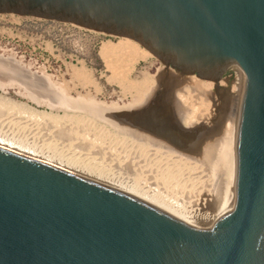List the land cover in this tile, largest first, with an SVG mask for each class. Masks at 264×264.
Here are the masks:
<instances>
[{
  "label": "water",
  "instance_id": "1",
  "mask_svg": "<svg viewBox=\"0 0 264 264\" xmlns=\"http://www.w3.org/2000/svg\"><path fill=\"white\" fill-rule=\"evenodd\" d=\"M0 15L132 40L180 76L243 75L234 195L219 217L185 223L0 146V264H264V0H0Z\"/></svg>",
  "mask_w": 264,
  "mask_h": 264
},
{
  "label": "rangeland",
  "instance_id": "2",
  "mask_svg": "<svg viewBox=\"0 0 264 264\" xmlns=\"http://www.w3.org/2000/svg\"><path fill=\"white\" fill-rule=\"evenodd\" d=\"M120 40H121L120 38L98 34L68 24L37 20L34 18L21 17L16 15H0V83L2 84V85L0 84V99L2 97L1 100L4 101L6 100V102L14 104L16 108L15 114L19 111L20 113H22L23 110L32 111V112L36 111L39 113L44 112L45 114H49L51 112L52 114L50 113V115H56V116L62 115L63 111H65L64 113L67 112V114L70 113L79 114L93 120V122L95 121V123L97 122L96 124L97 125L100 124L99 126L104 125L103 127L106 130L108 129L111 132L113 131L115 133H119V135L122 136H126L127 134V137L133 139H135L137 136L136 139H138V141L140 142L143 141L146 143H150V142L152 143L153 141L154 143L152 144H156L154 134L157 132L158 129H166L173 132L177 131L176 133H178L179 136H181L182 130L184 129V131L186 130L183 133L184 137H186V139L192 138L191 140H189V147L195 151H198L196 155L187 156V157H189L190 159L193 158L194 160L201 161L199 162L200 166L201 167L203 166V168L205 167L203 171L206 173V175L208 176L211 175L209 178L211 179L210 180L211 182L213 181L211 183L213 185L210 189H211V193L212 192L214 193V194L212 193V200H214L213 197H215V200L217 198L218 201L221 198L220 197L222 191L221 186L224 185V184L222 185V182H224L223 179L224 174L222 173V166L220 165L223 164V158H226V156L228 155L227 144L229 138H227L228 136L224 138V136L227 135V133H225L226 131H224L226 130L224 124L227 121L228 114H230L231 112L230 107L232 108L233 105V104L230 105L231 96L233 95L232 88L237 78L235 70L232 67L233 65L229 66L226 69L224 75L217 83L212 82L213 85L211 88H209L208 90L207 88L203 89V92L206 93L204 91L206 90L207 93L210 94V96L208 95L204 96L199 91L198 92H194L192 90L189 91L188 95L191 94L190 99L198 97L200 103L202 104L205 103V106L209 108L211 114L209 117H207L204 120V126L198 129L200 133L198 132L193 136H186L187 133H190L189 132L190 129L188 130V128L184 126L183 128H181L183 124L177 118V114H179L180 111V105L176 101L179 95H185V93L182 90L178 91L179 90L178 89L176 90L177 91L176 92V91H172L175 89H172L168 86L165 87V89L164 87H162L163 89H161L158 95H155L156 97L154 99L150 100V103L149 101L147 103L146 99L140 100L139 98L142 96L141 93H145L144 90L142 89L143 87L150 85L152 82L153 84L158 83V81L155 80L156 79L155 76L157 75L156 70H158L159 67L166 69V67L162 63H160L155 57L150 55L147 58V60L146 59L139 60L137 61V63H134V65L130 67V69L128 68L127 71L123 70L121 72V74L124 72L123 73V76H125L124 78L129 80V82H127L128 83L127 86L125 87L126 91L124 90V88L119 86L117 82H115L116 81L115 77L117 75L115 73L114 74L112 73V70L106 64L107 61L102 56L100 50L102 48V45L106 44V45L116 46V44H118ZM75 72L78 73L76 74ZM74 74L76 76H74ZM80 75L82 76V78ZM112 75L115 77L111 78L110 76ZM77 76L79 77V79ZM85 78L87 79L86 81L89 80L91 82L89 83L86 82L85 84V82H83L85 81ZM151 80L154 81L151 82ZM200 81L210 82L206 80H200ZM130 82L132 84L134 82L135 83L134 85H132L130 84ZM138 82H139V86L136 84ZM141 82L142 83L148 82V83H145V85H143ZM137 88H138V92H137ZM134 89L136 90V93ZM127 90H129V92ZM194 93L198 95L193 96L192 94ZM174 95L176 98L174 97ZM135 98L136 100L138 99L140 101H135L134 100ZM132 100L134 101L133 103H131ZM75 102L76 103L79 102V104L80 102H82L81 106L83 107V109H80L79 111L75 109H68L71 108L68 105L69 104L74 105ZM135 102L137 103L135 104ZM190 103L192 104V102ZM91 104H92L91 107H93V109L96 108V110H98V113L100 112L99 114H101V111H103L104 113L109 112L112 117L109 116L110 115L109 113L108 115L107 114L104 115V113L103 115L101 114L103 117L102 116L98 117V115L95 116V110L91 111L92 108L88 106ZM95 104L102 105V108L99 105H95ZM140 105L142 107L144 106L145 108H142ZM21 106L24 107L21 108ZM96 106L97 107L99 106V108L97 109ZM195 106L197 105L192 104L191 108H194ZM20 109L23 110L21 111ZM92 112H94V114ZM118 112L120 113L119 119H118V115H119ZM20 113L17 114L19 115ZM115 113H117L118 115ZM20 116L22 117L24 115L20 114ZM108 116L111 119L112 118L114 119L116 116L117 118L116 120L112 119L111 121ZM117 120L118 121L121 120V121L117 122ZM177 120H179L180 122L179 121L177 122ZM143 123H146V125ZM176 123L177 124L180 123V124L177 125ZM203 127H207L209 129L207 128L203 129ZM129 131H131V133H129ZM145 137L147 138L145 139ZM25 138L24 141L27 142V139L29 137L27 136ZM31 140L32 139H30V143L31 142L33 143L34 140L33 141ZM234 140H235V132H234ZM223 141L224 143L225 142L226 143L225 144L223 143L222 145ZM37 144L39 145V143ZM233 146L232 148L234 150ZM213 160L215 161L213 162ZM210 168H213V170ZM213 171L215 173H218L219 175L214 174ZM147 172H146L147 174L144 172H143L144 174L138 172L136 176L135 173L133 174L128 173V174L129 176H132V178H138L137 180L146 191L149 188L148 191L149 190L150 191L147 192L149 193L148 195L154 193L156 194V196L164 199L165 201H170V202L173 201V203L177 205L181 204L178 206H182L184 210L187 209L190 210L195 208L194 206L195 204L192 203L191 200L192 198L188 197L189 195L186 194L181 184L179 185L176 182L177 183L176 185V183L170 179H167L168 180L167 182V180L163 181L156 176L155 177L145 176V175H149V176L151 175L149 171ZM139 174H141L142 176H140ZM119 175L120 178L123 177L126 179V177H129L126 176L125 174L123 175V173L118 174V177ZM132 178L130 177L128 178V180H132ZM133 180H135L134 182L137 181L136 179ZM214 181L217 183H215ZM219 190L221 191L219 192ZM218 196L220 198H218ZM213 202L215 201H212V203ZM185 205H187L189 208ZM192 205L193 208H191ZM184 206L187 208H185Z\"/></svg>",
  "mask_w": 264,
  "mask_h": 264
},
{
  "label": "bare ground",
  "instance_id": "3",
  "mask_svg": "<svg viewBox=\"0 0 264 264\" xmlns=\"http://www.w3.org/2000/svg\"><path fill=\"white\" fill-rule=\"evenodd\" d=\"M120 39L121 40L119 41V43L117 42L118 44H116V46H111V45H106V44L102 45V48L100 51L104 59L107 61L106 64L112 70V73L113 74L115 73L117 75L116 77L113 75L110 76L111 78L115 77L116 81L115 80H112V81L117 82V84H119V86H121L125 90V87L128 84L127 82H129V80L125 79L124 78L125 76H123L124 72L122 74L121 72L123 70L127 71L128 68L130 69V67H132L134 63H137V61L139 60H145V59L147 60L150 54L147 51L143 50L141 47H139L135 42L130 41L129 39H126V38H120ZM232 67L235 70L237 78L234 84L235 87L233 86L232 88L233 95L231 96L230 105L231 104L233 105H232V108L229 106L231 109L230 110L231 112L230 114H228L226 123L224 121L226 130L224 129L223 130L226 131L225 133H227V135L225 134L226 136H224V138H226L227 136H228L227 138H229L228 144H227L228 145L227 146L228 155L226 156V158H223V164L220 165L222 166V173L224 174V178L222 177L224 179V182H222V185L223 184L224 185L221 186L222 191L219 190V192L221 191V194H220L221 198L218 196V198H220L218 201H217V198L215 200V197H213L214 200H212L213 192L211 193L210 188L213 185L211 184L213 181L211 182L210 181L211 179L209 178L211 175L209 174L210 176H208L203 171L205 167L203 168V166L202 167L200 166L199 162L201 161H197V160H194L193 158L190 159L189 157H187V156L196 155L198 151H195L189 147V140H191L192 138L186 139V137H184L183 133L186 131V130L184 131V129L182 130L181 136H179V134L176 133L177 131L173 132V131H169L166 129H158L157 132L154 134L156 144H152L154 142L151 139L150 140L152 141V143L151 142L146 143L143 141L140 142L138 141V139H136L137 136L135 139H133V138L127 137V134L126 136L119 135V133H115L113 131L111 132L108 129L107 130L104 129L103 127L104 125L99 126L100 124L97 125L96 124L97 122L95 123V121L93 122V120L85 116H82L79 114H71V113L67 114V112L64 113L65 111H63L62 115L56 116V115H50L51 112L49 114H45L44 112L39 113L35 111L36 112L35 113L32 111H27L23 109L22 111L20 109L22 113H20V111L17 113L24 115L21 117L20 114L19 115L17 113L15 114V111H16L15 105L9 102H6V100L5 101L1 100L2 99L1 97L0 99V146H3L5 148L14 150L16 152H19V153H22V154H25V155H28L34 158H37L39 160L55 165L62 169L68 170L78 175L90 178L92 180H95V181L107 184L109 186H112L114 188H117L119 190H122L128 194H131L158 208H161L171 213L172 215L176 216L177 218H179L185 223H200V222L214 220L217 217H219L221 213H223L222 211L231 204L233 200V195H234V191H232V188L234 186L235 156H233L234 150L232 146L234 144L233 140H234L235 125H236V120H237L236 117L238 116V111H239V107L241 103V94H242V89H243V75L238 67H236L235 65H233ZM156 72H157L156 73L157 75L155 76L156 77L155 80H157L158 83L153 84L152 81L154 80H151L152 83L150 85L143 87L142 89L144 90L145 93H141L143 97L142 96L139 97L140 100L146 99V102L148 103L149 101L150 103V100L154 99L156 97L155 95H158L161 89H163L162 87H164L165 89V87L168 86L172 89H175L172 91H176L178 89H179L178 91L182 90L185 93V95H179L176 101L180 105V111H179V114H177V118L183 124L181 128H183L184 126L188 128V130L190 129L189 130L190 133H187L186 136H193L194 134H197L198 132L200 133L198 129L204 126V120L210 116L211 111H209V108L205 106V103L204 104L200 103L198 97L190 99L191 94L188 95V93L190 90H192L194 92L199 91L204 96L206 95L210 96V94H208L206 90H204L206 92L204 93L203 89L207 88L208 90L209 88H211L213 85L212 82L200 81L196 79L194 76H180V74L175 73L173 70L168 69V68L163 69L162 67H159V69L156 70ZM75 73L77 74L78 72H75ZM74 76L76 75L74 74ZM86 80L87 79L85 78V81H83L85 82V84L86 82L88 83L91 82L89 80L88 81ZM134 83L132 84L130 82V84L132 85H134ZM145 83H148V82H145ZM145 83H142V84L145 85ZM136 84L139 86V82ZM127 91L129 92V90ZM134 91L136 93L135 89ZM137 92H138V88H137ZM192 95L197 96L198 94L194 93ZM206 98H209V97H206ZM134 100L140 101L138 99L136 100V98ZM133 102L134 101L132 100L131 103ZM190 102H192V104L197 105V106H195L194 108H191L192 104ZM136 103L137 102H135V104ZM72 104L68 105L69 107H71L68 109H75L77 111H79L80 109H83V107L81 106L82 102H80V104L79 102L78 103L75 102L74 105ZM95 105H99V104H95ZM88 106L92 108V110L90 109L91 111L95 110V116L98 115V117H101L103 115L104 112L101 111L102 115L99 114L100 112L98 113V110H96V108L93 109V107H91L92 104ZM99 106L102 108V105H99ZM99 106L98 107L96 106L97 109L99 108ZM125 106H122V107H125ZM23 107L21 106V108ZM142 108H145V107L143 106ZM92 113L94 114V112ZM108 113L109 112H105L104 115L106 114L108 115ZM109 116H111V114ZM119 116H120V113L118 115V119H119ZM116 118L117 116L114 119L116 120ZM109 119L112 121L113 118L111 119L109 117ZM121 120L119 121L117 120V122H120ZM179 120H177V122ZM146 123H143V124L146 125ZM206 128L207 127H203V129H206ZM129 133H131V131H129ZM27 136L29 137L27 139V142L29 143L24 141V138ZM146 138L147 137H145V139ZM30 139H32L31 141L34 140V142L36 143L34 142L30 143ZM37 143H39V145ZM223 143L224 141L222 142V145ZM214 161L215 160H213V162ZM210 169L213 170V168H210ZM142 171L144 173L149 171V173L152 175V176L151 175L150 176L145 175V176H148V177L156 176L163 181L170 179L175 183L177 182L179 185L181 184L186 194L189 195L188 197L192 198L191 200H192V203L195 204L194 205L195 208H193V205H192L191 208L193 209L184 210L182 206H178L181 204L177 205L173 203V201L172 202L165 201L164 199L156 196V194L154 193L153 194L151 193L150 195H148L149 193L147 192L150 191V190L148 191L149 188L146 191L141 186L139 181L137 180L138 178H132V176H129L130 173L132 174L135 173V176L138 172L142 174L143 173ZM122 173L123 175L125 174L126 176H129V177H126L127 180L123 177L120 178V175L118 177V174H122ZM141 174L139 175L142 176ZM214 174H218V173L214 172ZM130 177L132 178V180H128V178ZM133 179H136L138 182L137 181L134 182L135 180ZM138 183L140 184L141 187L139 186ZM231 195H232V198H231ZM180 201H181V198H180ZM212 201H215V202L212 203Z\"/></svg>",
  "mask_w": 264,
  "mask_h": 264
}]
</instances>
